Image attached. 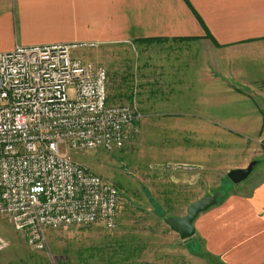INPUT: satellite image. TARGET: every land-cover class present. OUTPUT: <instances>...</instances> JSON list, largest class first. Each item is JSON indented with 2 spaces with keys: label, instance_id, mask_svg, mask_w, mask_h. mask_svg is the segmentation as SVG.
Returning a JSON list of instances; mask_svg holds the SVG:
<instances>
[{
  "label": "rangeland",
  "instance_id": "374dc122",
  "mask_svg": "<svg viewBox=\"0 0 264 264\" xmlns=\"http://www.w3.org/2000/svg\"><path fill=\"white\" fill-rule=\"evenodd\" d=\"M89 42L96 45L79 48L75 53L107 69L111 102L130 99V87L136 84V100L142 104L145 84L152 81L157 85L160 80L159 85L166 89L161 68L167 67L174 76L178 74V55H166L160 46L142 41ZM190 64L201 67L197 73L205 85L225 75L224 59L211 49L196 51L190 56ZM131 70L133 76L129 78L133 81H118L117 85L116 75L124 72L127 78ZM173 80L176 82V76ZM257 105L264 109L262 102ZM212 108V103H207L198 114H140L123 148L71 151L73 159L119 186L117 226L48 229L46 247L35 250L7 217L0 216V264H223L205 251L198 237L182 240L165 222L169 216L186 214L191 203L206 195L222 200L238 185L253 183L263 169L264 113L248 110V114H218ZM184 122L188 125L183 135ZM182 142L194 144L195 151L190 149L187 156ZM253 160L257 165L247 179L234 184L228 178L231 169L246 167ZM192 162L195 166H188ZM190 167H194L198 180L195 193L188 182H182L191 177L192 172L187 171Z\"/></svg>",
  "mask_w": 264,
  "mask_h": 264
},
{
  "label": "crops",
  "instance_id": "0c3cea01",
  "mask_svg": "<svg viewBox=\"0 0 264 264\" xmlns=\"http://www.w3.org/2000/svg\"><path fill=\"white\" fill-rule=\"evenodd\" d=\"M81 41H142L178 55L176 82L167 67L159 69L166 89L145 84L138 114H198L207 103L218 114L264 113L257 105L264 104V0H0V51ZM210 49L224 59L225 75L205 85L190 56ZM180 145L195 151L194 144ZM193 169L182 182L195 193ZM252 182L238 185L194 221V237L223 264H264L262 171Z\"/></svg>",
  "mask_w": 264,
  "mask_h": 264
},
{
  "label": "built area",
  "instance_id": "2783aa9c",
  "mask_svg": "<svg viewBox=\"0 0 264 264\" xmlns=\"http://www.w3.org/2000/svg\"><path fill=\"white\" fill-rule=\"evenodd\" d=\"M94 45L0 51V216L35 250L46 247L48 229L117 226L120 189L70 152L123 148L140 116L138 86L111 102L107 69L75 53Z\"/></svg>",
  "mask_w": 264,
  "mask_h": 264
},
{
  "label": "water",
  "instance_id": "95a60500",
  "mask_svg": "<svg viewBox=\"0 0 264 264\" xmlns=\"http://www.w3.org/2000/svg\"><path fill=\"white\" fill-rule=\"evenodd\" d=\"M257 165V160L251 161L246 167L231 169L227 176L234 183L238 184L252 173ZM218 203L215 195H206L193 203H191L186 210V214L182 216H169L165 218L166 224L178 235L182 240L192 238L195 235L196 228L194 221L198 215Z\"/></svg>",
  "mask_w": 264,
  "mask_h": 264
},
{
  "label": "trees",
  "instance_id": "16d2710c",
  "mask_svg": "<svg viewBox=\"0 0 264 264\" xmlns=\"http://www.w3.org/2000/svg\"><path fill=\"white\" fill-rule=\"evenodd\" d=\"M145 41H147V42H152V41H154V39H149V40H145ZM129 70V69H128ZM123 74H124V72H122V73H118L117 75H116V77H117V80H116V84H117V82L118 81H120V82H123L124 80H126V82L128 83V84H130V82H132L133 81V79H130L129 78V75H130V77L132 76V74H133V72H129L128 71V77L127 78H124L125 76H123ZM119 75V76H118ZM157 80V79H156ZM113 81V80H112ZM159 81V83L161 82L160 80H158ZM158 83V84H159ZM164 83V82H163ZM118 85V84H117ZM161 85V84H160ZM113 86H115V83L113 82ZM113 86H112V88H113ZM133 87H134V84H133V86H131L130 88H131V91H130V93L129 94H131L132 95V92H133ZM115 88H117V87H114V89ZM140 90V89H139ZM139 92V91H138ZM115 184V183H114ZM118 188H119V186L117 185V184H115ZM120 189V188H119ZM219 201V200H218ZM212 255V254H211Z\"/></svg>",
  "mask_w": 264,
  "mask_h": 264
}]
</instances>
